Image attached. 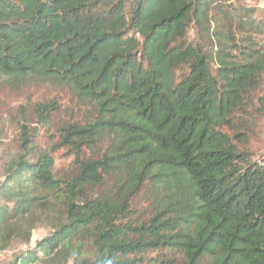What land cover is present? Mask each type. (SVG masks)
Segmentation results:
<instances>
[{
  "label": "trees",
  "instance_id": "trees-1",
  "mask_svg": "<svg viewBox=\"0 0 264 264\" xmlns=\"http://www.w3.org/2000/svg\"><path fill=\"white\" fill-rule=\"evenodd\" d=\"M255 12L232 0H0V90L46 85L73 103L64 120L58 99L20 106L0 252L12 264H264V158L246 149L264 117ZM30 114L58 118L51 147L35 144Z\"/></svg>",
  "mask_w": 264,
  "mask_h": 264
},
{
  "label": "rangeland",
  "instance_id": "rangeland-1",
  "mask_svg": "<svg viewBox=\"0 0 264 264\" xmlns=\"http://www.w3.org/2000/svg\"><path fill=\"white\" fill-rule=\"evenodd\" d=\"M235 4L255 8V16L264 18V0H232ZM194 34L190 31V36ZM58 99L61 103L62 120L66 111L70 109L73 103L70 101L66 91L52 89L46 85L22 88L16 93L8 88L0 90V181L3 179V170L10 156L18 152L21 144L22 127L18 123V114L20 106H33L38 102L51 101ZM55 122V123H54ZM50 124H43L35 116H29V122L26 123L28 129L34 135L35 144L42 148L51 147L55 142L54 130L58 118ZM255 135L250 138L247 150L254 153L255 158H264V117L260 118L255 125ZM57 167L67 166L71 158L67 156V151L60 149L54 153ZM47 234L46 229L39 228L34 231L32 244ZM14 253L12 251L0 252V264H12Z\"/></svg>",
  "mask_w": 264,
  "mask_h": 264
},
{
  "label": "built area",
  "instance_id": "built-area-1",
  "mask_svg": "<svg viewBox=\"0 0 264 264\" xmlns=\"http://www.w3.org/2000/svg\"><path fill=\"white\" fill-rule=\"evenodd\" d=\"M28 249L27 245H22L20 248H18L16 251H26Z\"/></svg>",
  "mask_w": 264,
  "mask_h": 264
}]
</instances>
